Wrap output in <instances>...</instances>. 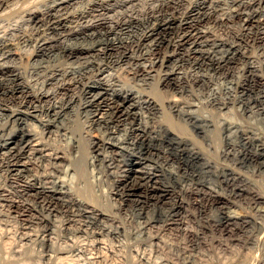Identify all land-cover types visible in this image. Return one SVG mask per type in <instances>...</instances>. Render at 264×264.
<instances>
[{
  "label": "bare ground",
  "instance_id": "6f19581e",
  "mask_svg": "<svg viewBox=\"0 0 264 264\" xmlns=\"http://www.w3.org/2000/svg\"><path fill=\"white\" fill-rule=\"evenodd\" d=\"M80 1L82 0H51L50 4L45 1L43 7L33 5L35 7H30L32 9L26 11L27 23L31 25V31H34L31 33L32 37L29 33L22 34L23 30L21 35H15L16 37L13 34L14 38L0 37V101L1 99L18 100V105L14 104L15 107L3 104L6 102H3L4 106L0 107V176L2 177L1 172L5 174V180L13 182L18 191L16 193L22 197L20 200V197L15 193L19 199L14 198V193L11 194L13 190L10 192L4 186L5 184L3 185L0 177V223H3L7 229L5 236L14 234V237L16 234L17 241L27 243L25 245H29V247L35 245V242L43 244L47 247L44 255L49 258L52 256L48 250L51 251V247L55 248L57 245L54 243L55 238L52 239L54 237L52 234L56 232L57 228L53 230L51 227V225L54 226L55 216L53 218L49 216L50 210V212L44 213V208L43 210L39 207L37 209L36 201H41L47 206L51 204L55 207L59 204L65 207L64 209L71 215V217L68 215L67 217L75 224L74 227L78 231H85L88 228L91 230V227L93 230L96 228V231L98 229L97 234L99 235L103 232L110 234L121 231L123 226L114 213L107 211L96 201L80 196L74 189L73 181L67 180L66 175L70 169V171L73 170L71 166L75 159H72L73 156L70 157V153L72 154L71 148L68 149L70 143L74 142L72 145H75V157H77L81 149V141L85 140V136L89 137L90 151L94 153L91 157L86 156L85 165L89 166L92 172H94L92 169H94L95 160L105 162L107 167H112V169L116 166L118 170H111L116 178L117 197L122 201L133 200L145 213L146 222H151L147 216L151 207L162 206L169 201L172 213L167 215V219H170L167 224L171 225L176 221L180 223L188 215L187 206L190 201L185 195L190 193L195 205L198 204L200 207L216 205L219 207V218L212 221L214 223L210 222V226L213 224L214 227H220L221 231L234 233V231L249 226L250 222L256 223L257 213L260 215V212L257 211H264V176L262 174L264 172V133L261 132L262 129L257 128L259 125H247L245 120L249 119L255 124L253 118L257 117L264 121V75L261 73L260 63H256L257 59L255 60L253 53L251 54V51L248 53L247 48H244L247 46L241 45V41L236 43L235 40L226 41L207 22L219 23L238 17L241 19L242 25L246 26L243 27L246 29L254 27V33L264 37V0H187L186 3H183L182 0H145L147 4L145 9H138L132 4L125 6L131 0H85L84 3L78 4ZM225 3L228 5L225 6ZM116 6H120L121 10L116 9ZM123 6L125 8L122 9ZM111 10H117L115 15L109 13ZM242 25L240 26L242 27ZM17 30L19 29L17 28ZM249 32L252 30H248ZM31 38L34 42L31 46H34V49L31 48L32 51L29 52L30 47L29 49L27 47V51L30 53L31 61L29 63H33V69L28 70L29 68L26 69L20 64V59H23L21 58L22 52H24L20 45L24 42L26 45V42ZM50 57L55 62L50 65L42 63L49 62ZM235 59L236 61L241 60L243 65L240 64V66L244 68L243 72L241 71L244 75L243 81H237V91H241V93H237L238 114H246L248 119H244L241 115L242 119L237 118V121L226 119L215 121L216 119L213 117L214 120L212 116H201L195 112L196 110L189 109L191 105L186 107L172 98L167 101V106L176 110L180 117L189 120L195 126L196 134L199 133L203 139L210 141L214 130L218 128L217 125L221 123L225 125L222 129L229 132H224L228 134L226 138L229 140L227 141L229 146L227 145L228 147L224 151L223 160L236 155V169L225 163L220 164L221 167L217 171L219 163L210 159L197 146L195 140L193 141L186 135L183 136L182 133H177L174 128H170L166 124L162 104L157 102L150 93H146V89L143 90V86L141 88L140 84L149 83L148 85L152 86L154 82L161 80L165 84L175 87L191 78H204L203 71H201L203 74L200 71V74H193L194 71L189 73L187 69L186 71L185 68H182L184 65H188L190 68L193 66L201 68L208 65L219 69L228 67ZM113 68L114 71L111 70ZM204 72L206 73V71ZM232 72L230 73L232 74ZM241 72L238 71L237 74H241ZM33 74L36 77H33ZM40 76L44 78L40 80ZM47 85L52 86L48 88ZM45 86L50 90L53 86L55 88L48 92L47 89L44 90ZM73 86L74 88L79 86L84 101L80 100V103H76L79 99L77 96L76 105L72 102L74 98L69 96L68 101L65 100V102L63 99V101L59 99L60 102L54 100L51 103V100L46 107L44 106L45 117L40 116V122L44 127L43 131L34 130L32 127L34 125L30 120L33 117L36 118L37 102L49 101L51 96L56 97V95L63 98V95H67L66 93L72 96ZM76 90L75 92H77ZM251 93L252 95H250ZM219 96L213 99L216 104L231 108L233 102L231 101L232 103L229 104L232 105H229L225 98ZM40 105L39 107H41ZM80 108L91 113V115L89 114V125L84 128V134L80 133V136L73 137L71 131H74L76 119L72 115L76 116ZM225 109L227 108L225 107ZM82 114L84 113L82 112L80 115ZM222 118L224 117L222 116ZM251 122L249 123L252 124ZM93 124L107 127V134L89 133ZM6 128L8 129L6 130ZM235 130L237 153L235 150L232 153V150L235 149V142L229 135L232 131L235 133ZM67 131L70 132V135L66 133ZM58 134L62 135L61 139L63 138L64 143L68 144L67 148L65 146V148L58 147L57 141L61 142L59 136L56 137ZM164 141L172 147L178 156H184L191 165L197 166L198 174H215L214 178L218 183L229 186L230 193L223 194L224 191L221 188L218 189H221L223 193L220 190V192L215 190L217 188L211 187L210 181L209 186L200 184L199 187H191L192 184L190 187H186L178 181L181 188L176 189L175 185L167 180L172 176L178 178V175L177 172H173L172 169L170 171L167 169L168 167H165L167 159L165 156L168 153L164 155L165 149L162 146ZM167 147L169 146L167 145ZM105 148H108L111 153H104L103 149ZM79 155L81 156V154ZM79 159L81 160V158ZM149 161H153V167L149 166ZM244 166L246 168L242 169ZM71 174L73 176L70 179L75 181L76 174ZM255 174L257 177L259 175V178H255ZM201 176L203 175L201 174ZM225 188L223 189L225 190ZM233 194L236 195L235 197L249 200L257 209L256 219L252 217L253 215L239 212L240 210L232 207V203L235 204V202H231L234 198L230 200L229 196ZM237 201L239 202V199ZM120 203V207H122L123 202ZM252 208L250 209L252 210ZM14 215L16 218L19 217L20 224L16 221L19 226L14 224L19 227V230L16 228L18 231L9 229L13 226L12 219L15 218L11 219V216ZM56 223L58 224V221ZM38 224L42 225L40 229L36 228ZM251 225L254 224L251 223ZM261 226H263L262 222ZM62 227L64 226L62 225ZM77 230L75 231L77 232ZM95 230L94 233H96ZM259 231L262 232L260 229ZM198 233L197 231L192 233V238L198 239ZM221 235L220 237L223 238ZM227 235L229 234L227 233ZM255 235L257 236L256 232ZM262 236L263 234H261ZM251 237L254 238L252 235ZM263 237L262 239H264ZM1 246L0 244V249L3 247ZM3 249L6 248L3 247ZM58 253L61 256L65 254L62 250Z\"/></svg>",
  "mask_w": 264,
  "mask_h": 264
},
{
  "label": "rangeland",
  "instance_id": "374dc122",
  "mask_svg": "<svg viewBox=\"0 0 264 264\" xmlns=\"http://www.w3.org/2000/svg\"><path fill=\"white\" fill-rule=\"evenodd\" d=\"M40 1H42V2L40 3ZM45 1L48 4L51 3V0L50 1L49 0H0V5H1L0 6V37L1 38H9V37L14 38L15 35L16 36L21 35L22 30H23L22 34L23 33H27V34L29 33V35H31L30 37H32L31 33L32 32L34 33V31H31V29H32L31 25L29 23H27L28 21H27L26 11L29 9H32L35 6L43 7L44 4L46 3ZM84 1L85 0H82L78 4H80V3L82 4V3H84ZM182 2L186 3L187 0H182ZM42 3H43V5H42ZM126 4H125V6H129L132 4L134 7H138V9H145L147 7L145 0H131V1L127 2ZM33 5H35V6H33ZM224 5L227 6L228 4L225 3ZM125 6H123L122 9L125 8ZM30 7H32V8H30ZM119 7L120 6H118V7L116 6L115 8L120 11L121 7L120 8ZM116 11L117 10H115V11L111 10V11H109V13L115 15ZM117 15H118V13H117ZM118 17H119V15H118ZM238 19H239L238 17H235V18L233 17L231 19L224 20V21H222L224 23V26H223L222 22L214 23V21H209L211 24L209 22H207V23L212 28H215V32L219 33L220 36H222V38L226 39V41L227 40H235L234 41L235 43L237 41H241V43H240L241 45L247 46L244 48H247L246 50L248 53L250 51H251L250 52L251 54L253 53L255 60L257 59L256 63H258V64L260 63L261 73L264 75V43H263L264 37L259 35V34H255L254 33L255 28L254 27L253 28L250 27V28L246 29L245 28L246 26L244 24L242 25L241 19H239V20ZM233 20H234V22H233ZM226 22H228V23H226ZM233 23H234V25H233ZM217 24H219V25L217 27H215ZM227 24H229V25H227ZM240 25H242V27ZM243 26H245V27H243ZM17 28L19 30H17ZM248 30L249 31L252 30V32L248 33ZM242 31H243V33H242ZM19 32H20V34H19ZM9 34H10V36H9ZM13 34H14V36H13ZM247 37H248V39H247ZM254 37H257V38H254ZM229 38H231V39H229ZM239 38H241V40H239ZM252 39H254V40H252ZM242 41L243 42L246 41V42L243 43ZM252 42H254V43H252ZM27 43H29V44L27 45ZM33 43L34 42L31 38L29 41L26 42V45H25V42H24V44L22 43V45H20L21 50L24 52H22V57H21L23 59H20L21 61L20 60L19 61H20V64L23 65V67H26V69L29 68L28 70L33 69L32 68L33 63L32 62L29 63L31 61L29 52L32 51L31 48L34 49V46L33 47L31 46V45H33ZM23 45H25L24 48H23ZM27 47H28V49L30 47V50H28ZM24 49H26V50H24ZM26 52L28 53L27 55L24 54ZM58 56L60 57V55H58ZM51 58L52 57H50L49 62L44 61L42 63L45 65L46 64L50 65L51 63L55 62ZM235 62H236V64H235ZM238 64H239V66H240V64L243 65V63H241V60L236 61V59L234 60L233 63L228 65V67H221L219 69L218 68L215 69V67H212V66L210 67L208 65L202 66L201 68H196L193 66V67H191L192 68L191 69L188 65H184L182 68H185V70L187 69L188 71L187 70L186 71L189 73H191L192 71H194L193 74L194 73L195 74H197V73L203 74L204 73L203 79H201V78L200 79L199 78L192 79L191 78V79L187 80L186 82H183L182 84H183L184 88L181 87V85H182L181 83H180L181 85L177 84L174 87L172 85H168L167 83L165 84L161 80H158V82L156 81L157 83L154 82L152 86H149L148 85L149 83H142V85L140 84L141 88L143 86V90L146 89L145 90L146 93H150L152 95V97H154V99H156L157 102L162 104V106L164 108V112H165V116H164L165 118L164 119H165L166 124H168V126L170 128H174L175 131H177V133H182L183 136L186 135V136L190 137L193 141L195 140V143L197 142L196 144H198L197 146L200 147V149L202 151H204L210 159L216 161V163H219V164H217V167H218L217 171H219L221 165H223L225 163L229 164L230 166H232L236 169V155L230 156V157L226 158V160H223L224 151L229 146V142L227 143V141H229V140H228V138H226L228 136L227 133H229V132L223 131V129H222L223 127H225V125L223 123H221V124H223L224 126L221 124H220L221 126L217 125V127L219 129L217 128L214 130L212 137H210V141L206 140L205 138L203 139V137H201V135L199 133L196 134L197 132L195 131V128H194L195 126L192 125V123H190L189 120H187V119L185 120L184 118L180 117L177 114L176 110L167 106V101L171 100V98H172L177 103L186 105V107L191 105L189 107V109H192L194 111L196 110L195 112L201 116H203V115L204 116L207 115V117L212 116V118L214 117L216 119L215 120L213 118L215 121H219L222 119H226L229 121H237L238 119L241 120L242 116L244 119H248L246 114H241L242 116L238 114L237 93L238 92L241 93V91H237V81L242 82L243 77H244V75H242L243 74L242 69H244V68L242 66L239 67ZM261 64H262V68H261ZM28 66H30V67H28ZM209 67H210V69H209ZM188 68H190V69H188ZM237 68H238L239 72L242 71L241 74H239V73L237 74V72H238ZM240 68H241V70H240ZM198 69H200V70H198ZM111 70L114 71L115 69L113 68ZM207 70H208V72L210 71L212 74L208 73ZM199 71H200V73H199ZM201 71H203V73ZM204 71H206V73ZM214 71H216V72H214ZM224 71H225V74H224ZM230 72H232V74ZM34 75L35 74H33V77H36V75L35 76ZM238 77H239V79H238ZM42 78H44V77H42V76L39 77L40 80ZM210 78H212V79H210ZM198 82H200V83H198ZM131 83L135 84L133 82H131ZM47 86H48V88H51L52 85H47ZM47 86L44 87V90L47 89L46 91H48V92L52 91L55 88L53 86L52 89L50 90L47 88ZM75 90L77 92H75ZM239 90H241V87H239ZM73 93H75V94H73ZM76 93H77V95H76ZM66 94L67 95H63V98L60 95H56V97L51 96L50 97L51 99L49 98V101L45 102V100L44 101L41 100V101L37 102L38 106L36 105V107H37L36 118L33 117L30 120L33 123L32 125H34V126H32L34 130L43 131L44 127L41 124L40 119H41V117H45V113H46L45 107H46V105H48L50 103L51 100H52L51 103L54 100L58 101L59 99L61 101L64 100L63 102H65V100L68 101L69 97H72V98H74V101L72 99L71 100L74 104L76 101V96H77V99H78V97H79V99L77 100L76 103H80L81 102L80 100L84 101V99H83L84 97L80 94L79 86H76L75 88L73 86V92L71 93L72 96L68 95V93H66ZM218 95L225 98V100L228 101V104L233 102V105L229 104V105H232L231 108H228V106H225L227 108V109H225V107H221L218 104H216L215 100H213V99ZM250 95H252V93ZM56 98H58V99H56ZM10 100L8 99L7 100L8 102H7L5 99H1L0 107L3 104H8V107H9V105L11 107H15L16 105H18L17 104L18 100L17 101L16 100L10 101ZM60 100L58 102H60ZM3 102H6V103H3ZM41 102L43 103V106H42ZM76 103H75V105H76ZM14 104H15V106H14ZM39 105L41 107H39ZM215 106H217V107H215ZM219 108H221L222 110ZM78 111H79V113L76 112L78 114V116H77V114H76V116L72 115V117L76 119L74 131L71 129L72 130L71 135L73 137H75V136L77 137L78 135L80 136L82 133L83 134L85 133L83 130H84V128H87V125H89L88 120H89L90 115H91V113L89 111H85V110L83 111L82 108H80ZM219 111H221V112H219ZM82 112L84 114L80 115ZM86 112L88 113V115L89 114L90 115L88 116ZM42 114H43V116H42ZM79 116H81V117L77 119V117H79ZM222 116L224 118H222ZM72 117H68V118H72ZM256 118H253V120L256 122V123L254 122L255 124H253V122L249 121V119H248V121L245 120V122L247 125H251V126L259 125V126H257V128H259L260 130L262 129L261 132L264 133V121L261 120L260 118H257V119ZM249 122H251L253 125L250 124ZM100 126L93 124V126L90 128L89 133H91V134L95 133L96 135H99V134L102 135V133L103 134L105 133V135H106L107 131H108L107 127H105L104 125H100ZM35 127H37V128H35ZM97 127L98 128L100 127L101 129L100 128L98 129ZM7 129L8 128H6V130ZM101 130H103V131H101ZM224 132H227V133H224ZM234 132L235 133H233V131H232L229 136L230 137L232 136V139L235 142V144H234L235 149L232 150L233 151L232 153H234V150L237 153L236 130ZM66 133L69 134L70 132L67 131ZM56 137L61 139L62 135L58 134ZM85 137H86L85 138L86 141L84 139L81 141L80 152L79 153L77 152L78 153L77 154L78 160H77V157H75L76 156L75 155L76 154L75 153L76 152L75 151V145H72L74 142L70 143V147L68 148V149L71 148L70 152H72V154L70 153V155H71L70 157L73 156L72 159L75 158V159H73L74 164H73V166H71L73 169L72 171H74L75 169H77V170H75L76 172L75 171L72 172V171H70L71 170L70 169L68 171V174L66 175L67 180L73 181L74 189L80 196L86 197L89 200L96 201L97 203L102 205V207H104L107 211L114 213L118 217V218L117 217L116 218L121 222L120 223L121 226H123L120 229L121 231L119 230L120 232H118V233H110V234L103 232L100 235L97 234V232H99V230L97 229V231H96L95 230L96 228H95L94 230L96 231V233H94V230L92 229V227H91V230H90V228H88L89 232H87L88 229H86L85 231H83V230L78 231L76 229V227H74L75 224H73V222L71 220H69L68 217H71V215L67 212L66 209H64L65 207H62L61 205L58 204V206L57 205L55 206L56 207V209H55V207L51 204L49 206H47V204H44L41 201H36L35 204H37V206H36L37 209L40 208L43 210V208H44L45 209V210H43L44 213L51 211L52 214H51V212H50V214L48 213L49 216L52 218L55 216L54 226L51 225V227L53 230H54V228H57V229H55L56 230V232H54L55 234L54 233L53 234L51 233V234H52V236H54L52 239L54 240V238H55L54 243L55 244L57 243V245L55 246V244H54L55 248L50 246L51 251L48 250V252H50L52 256L49 258V256L44 255L47 247L44 246L43 244L35 242V245H32V247L31 246L29 247V245L28 246L25 245L27 243L17 241L18 238H16L17 237L16 234H15L16 237L15 236L13 237L14 234L12 236H11V234H10V236L9 235L5 236L7 229L3 225V223H0V244L4 248H6V249H3L4 250L3 251L2 250L3 247L1 246L2 248L0 249V264H264V241H263L264 239H262V237L264 236V231H263L264 230V221H263V218H264L263 212L264 211H262V210L257 211V209L249 202V200L247 198H245V199L241 198V197L238 198V197H235L236 196L235 194L229 196V197H231L230 200H232L234 198L231 201V202H235V204L232 203L233 208H235L238 211L240 210L239 212L242 211V213H245L248 215H253L252 217H254V218L258 216L256 223L250 222V224H249L250 227L247 225L246 227H244V229L234 231V233L225 232L224 230L221 231L220 227H216V226L214 227L213 224H212V226H210L211 223H214L212 221H216L219 218V215H220L219 207L216 205L215 206L214 205H204V207H200L198 204H196L197 205L196 206L195 202L193 201V197L191 196L192 197L191 198L189 195L190 193L189 194L186 193V195H185L186 198L191 203L189 202V204L187 206L188 207V210H187L188 215L185 216L186 219L184 218L183 221H180V223L182 225L178 221H176L175 223H172L171 225L167 224V221L170 220V219H167V217L169 216L170 213H172V210H171L172 206H170L171 204L169 203V201L167 204L166 203L162 204V206L158 205L155 208L151 207V210L149 209V212L147 214V216L150 218L151 222H146L145 221L146 220L145 213L143 211H141L139 206L136 205L133 200L127 199V200L122 201L121 198L117 197L118 196V195H116L117 184L115 182L116 178L114 176L115 175L114 172L112 171L113 169L114 170L117 169L116 166H114L112 169V167L111 168L107 167L105 162H103L104 163L103 164L99 160H95L94 163L96 165L94 164L95 167L93 165L94 169L91 168L94 171V172H92L90 170V167L85 165L86 164L85 159H87V157H91L94 154V153H91V151H90L89 137L88 136H85ZM63 140L64 139L62 138L61 142H59L60 140L57 141V145L59 144L58 147H60V146H61L60 148H65L66 146L68 147V144L64 143ZM167 145L169 147H167ZM162 146L165 149L164 155H166L168 153L165 156L167 158L166 163H165L166 165L164 164L165 167L166 168L168 167L167 169L170 171L172 169L173 172L174 171L177 172L176 174L178 175V178H179V179L173 178V176H172L169 179H167L168 181L170 180L169 181L170 183L175 185L176 189L181 188V186L179 184L180 182L182 184H184L186 187H190L191 184H192L191 187H193V186L199 187L201 185H208V183L210 181V184L211 183L212 184L211 185L209 184V185L211 187L217 188L215 190H217V191L223 190L224 191V193L222 191L223 194L230 193L229 188H228L229 186L224 184V183H218V181L214 178V177H216L215 174H213V173H210V175L208 173H205V175H204V173L198 174L197 166L195 167V165H193V164L191 165V163H189L188 160H186V158L184 156H178L175 153V151L172 149V147H170V145L167 144L166 141L162 142ZM231 146H233V145H231ZM105 149H103L104 153H106V154L111 153L108 148L106 150ZM107 150H108V152H106ZM79 154H81V156ZM82 155H83V157H82ZM79 158H81V160ZM234 159H235V161H233ZM227 160H229L230 162ZM149 162H150L149 163L150 165L149 164L148 165L153 167V164H152L153 161H149ZM244 168H246V166L242 167V169H244ZM71 173L76 174L75 181L73 179H70V177L73 176ZM139 173L141 174L142 172H139ZM201 174L203 176H201ZM262 174L264 176V172ZM1 175H2V177L1 176L0 177L2 180L1 179L0 180L2 181L3 185L5 184L4 186L7 189H9L10 192L13 190L11 192V194L14 193L13 197L14 198H17V196L20 197L19 194L16 193L18 191L16 190L14 183L10 182L8 179L5 180V178H6L5 174H3L2 172H1ZM143 175H145V173H143ZM254 177L259 178V175L257 177L255 174ZM199 178H201L202 180ZM193 179H195V180H193ZM178 181H180V182L178 183ZM202 181L205 184H203ZM263 182H264V178H263ZM9 184H10V186H9ZM218 188H221L222 190L218 189ZM223 188H225V190ZM186 192H188V191H186ZM15 193L17 194V196ZM237 198L239 199V202L237 201L238 200ZM17 199H19V198H17ZM21 199H22V197H20V200ZM247 200H248V202H247ZM240 201H242L243 203L242 202L240 203ZM120 202H123L122 207H120V204H121ZM245 203H247V204L249 203L250 205L249 204L247 205ZM249 207L252 208V210ZM213 208H216V209L214 210ZM256 211L260 212L259 213L260 215H258V213ZM256 213H257V216H256ZM11 214H14V213H11ZM67 215H68V217H67ZM15 216L16 215L11 216V219L12 218H15V219H12V222L13 221L14 222H13V226H11V228H9L10 231L15 230L16 228H18V230H19V227L16 226V225L20 224V221H18L19 217L17 216V218H16ZM164 216H165V218H164ZM187 216H188V219H187ZM74 218H76V217L74 216ZM77 218H78V216H77ZM213 218H215V219H213ZM16 221H17V223L18 222L19 223L17 224ZM57 221H58V224L56 223ZM144 221L146 223V226H145ZM207 221H208V223H210V222L211 223L208 225ZM261 222H262L263 226H261ZM55 223L58 226H56ZM147 223L149 224V226ZM251 223L254 225L256 224V225L255 226L251 225ZM259 223H260V225H259ZM14 224H16V225L14 226ZM62 225L64 227H62ZM71 225H72V227H71ZM172 225H173V227H171ZM207 226H208V229H207ZM251 226H254V227H251ZM13 227H15V228H13ZM38 227L40 229L42 227V225L38 224V226H36V228H38ZM69 227H71V228H69ZM209 227H210V229H209ZM234 227H236V226H234ZM258 227H260V228H258ZM245 228H246V230H245ZM247 228H249V229H247ZM250 228H251V230H250ZM202 229L205 231H203ZM256 229H257V231H259V229H260L263 233L260 231L257 232ZM18 230L16 229L15 231H18ZM75 230H77V232ZM198 230H200V231H198ZM195 231H197V233L199 232L198 233L199 234L198 239L192 238L191 234L194 233ZM218 231L221 233H219ZM240 231H242L241 234H240ZM245 231H246V233H245ZM203 232L205 233L204 236H203V234H204ZM212 232H214V233H212ZM255 232L257 233V236L255 235ZM201 233H202V236H201ZM227 233L229 235H227ZM238 233L240 234V237H239L240 239L238 238V235H239ZM260 233L263 234L262 237H261ZM236 234H238V235H236ZM220 235L223 238H221ZM251 235L254 236V238L251 237ZM11 237H13L15 239H13ZM213 237H214V239H213ZM257 237H258V239H257ZM254 239H255V241H254ZM261 239L263 242L261 241ZM198 240H202V241H198ZM210 240H211V242L213 241V243H211ZM241 240H242V242H241ZM218 242L221 243V245H219ZM257 242L258 243L262 242V243L258 244ZM19 243L22 246L18 245ZM32 244H34V243H32ZM192 244H193V246H192ZM208 245H210V246H208ZM258 245H260V246H258ZM25 249H27V250L29 249V250L27 251ZM61 250L63 252H65V254H62V256L60 253H58V251H61ZM22 252H23V254H22ZM46 257H48V258H46ZM68 257H70V258H68Z\"/></svg>",
  "mask_w": 264,
  "mask_h": 264
}]
</instances>
